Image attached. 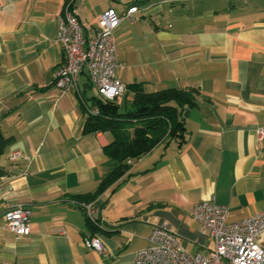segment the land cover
I'll list each match as a JSON object with an SVG mask.
<instances>
[{
    "label": "crops",
    "instance_id": "1",
    "mask_svg": "<svg viewBox=\"0 0 264 264\" xmlns=\"http://www.w3.org/2000/svg\"><path fill=\"white\" fill-rule=\"evenodd\" d=\"M67 1L0 0V126L14 136L0 156V264H134L162 222L183 249L208 253L215 243L192 217L197 203L227 205L230 221L264 210V0H71L87 36L105 10L138 6L116 30L122 109L131 107L132 84L202 92L184 138L134 159L96 198L106 253L84 245L92 231L75 199L95 192L118 161L104 151L110 132H84L97 95L87 71L75 88L54 85ZM14 151L23 157L12 160ZM17 203L31 209L29 235L5 227Z\"/></svg>",
    "mask_w": 264,
    "mask_h": 264
},
{
    "label": "built area",
    "instance_id": "2",
    "mask_svg": "<svg viewBox=\"0 0 264 264\" xmlns=\"http://www.w3.org/2000/svg\"><path fill=\"white\" fill-rule=\"evenodd\" d=\"M137 10V5H132L122 14L114 8L105 10L97 20L95 34L87 36L86 25L68 1L64 11L57 16V40L64 47V61L56 71L54 85L64 90L75 88L85 69L100 98L112 101L123 96L127 85L118 76L122 63L117 54L116 30L123 19L133 20ZM92 111L97 112V107ZM257 135L264 141V126L258 129ZM22 157L20 151L11 154L12 160ZM132 161L127 162L130 164ZM76 204L85 211L86 217L102 225L97 199ZM31 213L24 203L9 207L4 215L5 227L17 236L29 235ZM228 214L227 205L212 199L194 206L192 217L200 223L202 231L214 239L215 246L206 254H192L183 249L177 232L167 222L154 224L148 245L136 251L134 264H264V246L261 243L264 210L236 221H230ZM84 245L107 252L100 234L87 236Z\"/></svg>",
    "mask_w": 264,
    "mask_h": 264
},
{
    "label": "trees",
    "instance_id": "3",
    "mask_svg": "<svg viewBox=\"0 0 264 264\" xmlns=\"http://www.w3.org/2000/svg\"><path fill=\"white\" fill-rule=\"evenodd\" d=\"M68 1L72 6L71 0ZM128 87L134 91L130 108L122 109L117 100H104L98 95L93 96L92 104L85 107L87 118L84 132H110L113 138L104 151L116 159L118 165L101 181L95 192L76 197V202L99 197L128 172V160L141 157L162 142L183 139L186 115L199 104L202 94L195 87H170L154 92H146L141 84ZM94 107H97V112L92 111ZM13 140L14 136H6L0 126V156ZM5 172L4 167L0 166V176ZM86 218L91 235H98L105 229L99 222Z\"/></svg>",
    "mask_w": 264,
    "mask_h": 264
}]
</instances>
